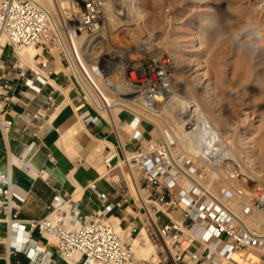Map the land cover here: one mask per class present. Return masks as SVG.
Returning <instances> with one entry per match:
<instances>
[{
    "label": "built area",
    "instance_id": "obj_1",
    "mask_svg": "<svg viewBox=\"0 0 264 264\" xmlns=\"http://www.w3.org/2000/svg\"><path fill=\"white\" fill-rule=\"evenodd\" d=\"M69 4L54 15L37 0H0V68L4 62L2 52L10 47L5 58L13 59L11 66L19 68L22 81L17 88L13 79L0 73L3 139L11 125L4 116L9 104L26 106L29 100L41 97L40 106L31 115L36 122L31 124L33 129L39 128L48 112L57 107L55 87L50 82L55 75L52 61L57 59L63 64L66 87L75 92L82 104L79 115L85 124L104 120L114 127L130 129L135 148H123L120 156L107 154L105 176L116 183L125 201L129 187L116 166H125L136 184L144 209L146 236L159 245V257L151 264H187L188 252L196 261L201 257L219 264L243 247L260 252L253 264L264 263V232L243 220L254 212L264 213V184L239 204L237 213L221 198H231L230 190L220 189L214 194L200 183L207 176L206 164L217 169L211 157L183 147L170 129L162 132L155 127L156 133L146 137L138 127L141 121H149L145 116L149 107L169 93L178 71L175 60L152 51L146 43L136 47L135 51L141 54L138 58L131 55L134 50L130 54L122 47L108 50L100 35L107 0H72ZM27 46L40 50L32 57L33 65L24 68L17 62L16 54ZM45 86H50L47 93L43 92ZM120 112L131 118L119 120ZM184 128L189 134L196 130L192 112L185 117ZM202 162L205 165H198ZM39 174L47 176L43 169ZM15 197L18 195L10 172L0 169V212L7 222L18 227L21 219L17 218L19 206ZM101 197L105 199L107 195L101 193ZM68 201L56 194L40 218L25 220L28 228L24 230V241L15 242L8 254L27 249L30 233L37 230L47 243L54 245L57 256L77 255L79 264L136 263L134 240L141 237L132 238L105 217L112 204L81 219L76 206ZM160 215L167 221L157 224ZM195 242L204 246L205 253L201 254L199 248L190 250ZM31 250L33 253L26 251V255L33 261L47 264L52 260L43 245H34Z\"/></svg>",
    "mask_w": 264,
    "mask_h": 264
},
{
    "label": "rangeland",
    "instance_id": "obj_2",
    "mask_svg": "<svg viewBox=\"0 0 264 264\" xmlns=\"http://www.w3.org/2000/svg\"><path fill=\"white\" fill-rule=\"evenodd\" d=\"M71 1L51 0L57 14ZM133 1L141 11L144 25L130 14L116 13L113 6L106 9L105 23L100 31L105 46L108 50L126 48L128 54L134 50L131 55L138 58L141 54L135 51L136 47L146 43L152 51L175 60L178 71L166 99L172 95L173 98L165 109L161 108L166 99H159L149 109L179 116L191 112L182 107L184 102L186 106L197 104L213 120L220 141L218 145L231 147L244 170L239 173L241 177L230 178L220 175L209 164L198 163L204 164L207 172L200 183L214 194L220 189L230 190L231 198H221L238 213L239 204L245 203L253 190L264 184V0ZM201 34L203 37L198 38ZM193 47L195 51H190ZM16 56L20 62L19 54ZM30 64L32 60L20 65L26 68ZM206 82L214 87L216 100L204 92ZM62 108L74 112L71 100L68 103L61 100L55 111ZM149 124L156 131V126ZM128 135L123 132L122 139H127ZM246 138L251 144L244 142ZM216 165L218 168L219 164ZM116 167L121 169L119 164ZM243 220L264 232V213L254 212ZM146 242L150 243L149 239ZM139 258L152 259L149 256Z\"/></svg>",
    "mask_w": 264,
    "mask_h": 264
},
{
    "label": "crops",
    "instance_id": "obj_3",
    "mask_svg": "<svg viewBox=\"0 0 264 264\" xmlns=\"http://www.w3.org/2000/svg\"><path fill=\"white\" fill-rule=\"evenodd\" d=\"M9 52L10 47L2 52L4 62L0 73L13 79L19 88L22 83L21 78L18 77L19 68L11 66L13 59L5 58ZM52 65L55 68V75L50 77V82L55 87V102L58 105L60 90L66 91L73 104L74 112L66 111L64 108L57 111L54 109L48 112L39 128L33 129L31 124L35 120L31 118V115L41 104V97L38 96L29 100L26 106L11 103L6 106L4 113V116L11 120V125L5 139L0 134V169L10 172L14 190L18 195L15 197V203L19 206L17 218L21 219V222L18 227L14 226L11 222H7V219L3 218V213L0 212V218H3L0 219V264H16L17 262L45 264L43 261H33L26 255V251L33 253L31 249L34 245H43L51 253L52 260L47 264H79L76 258L71 263L60 260L55 253L54 245L47 243L37 230L30 233V239L25 244L27 249H18L15 253L8 254V248L13 247L15 242L24 241V230L28 228L25 220L40 218L56 194L75 205L78 217L81 219L94 211L103 210L110 203L112 207L105 211V217L112 224L116 218L118 227L129 233L132 238L141 237L142 229L145 230L144 209L140 205L136 184L126 167L121 166L120 170L121 176L129 187L126 201L123 200L125 196L116 183L105 176L104 158L107 154L113 152L120 156L123 148L125 150L135 148L136 143L130 139V129L114 127L104 120L85 124L79 115L82 109L81 102L75 92L66 87L62 62L53 59ZM28 75L27 72L26 76ZM49 89L50 86H45L43 92L47 93ZM25 113L29 115L26 116ZM117 116L119 120L131 118V115L126 112H120ZM138 127L146 137L153 135L155 131L147 121H141ZM123 132L129 134L127 139H122ZM41 169L46 172V177L40 176ZM101 193H105L107 197L102 198ZM166 221V217L160 215L157 224ZM149 241L155 246V260H157L159 245L150 239ZM196 248L200 249L201 254L205 253L204 246L197 242L191 246L190 250L193 251ZM259 254L260 252L256 249L243 247L235 251L230 259H222L219 264H253L259 258ZM185 259L187 264H211L201 257L197 261L192 259L189 252ZM155 260L138 258L136 263L151 264Z\"/></svg>",
    "mask_w": 264,
    "mask_h": 264
},
{
    "label": "bare ground",
    "instance_id": "obj_4",
    "mask_svg": "<svg viewBox=\"0 0 264 264\" xmlns=\"http://www.w3.org/2000/svg\"><path fill=\"white\" fill-rule=\"evenodd\" d=\"M37 1L40 2L42 5H44L45 7H47L48 10L50 12H52L54 15L57 14V11L54 8L51 0H37ZM112 6L114 7L113 10H115L116 13H118V14L127 13V15L130 14L133 17V19H136L138 21L139 24L144 25V19L141 15V11L138 7L135 6L133 0H107L106 9H111ZM203 35L204 34H201L200 36H198V38L203 37ZM83 39L85 41L88 38H83ZM38 49L39 48L35 47V46H27L21 50H18L17 53L19 54V60H20V62H18V63L22 64L23 62H25V63L31 62V60H33V58H32L33 55L35 53L39 52ZM189 50L195 51V48L194 47L189 48ZM82 51H85L84 48H82ZM30 65H33V64H30ZM204 87H205L204 92H206L211 99L216 100V94H215L216 92L213 91L214 87H212L209 82H206L204 84ZM60 91H61V96H60L59 102L62 100L63 103L64 102L68 103L71 100L70 97L67 96V93H65L64 90L61 89ZM171 91L172 90H170L169 93L167 95H165L163 98L159 97L158 99L164 101L166 99V97L171 93ZM171 98H173V95L169 99H171ZM169 99L165 100V103L162 104L161 109H165V106L167 105ZM59 102H58V105L55 108V110L58 109ZM176 107H179V106H176ZM182 107H187L188 110H190L192 112V114L196 117L197 128H196V130L193 131V134L186 133V130L184 128V120H185L184 116L186 113L185 114L181 113V115H179V116L174 115V114H169V115L166 114L165 115L163 110L159 112V111H154L151 108L152 110L149 109L148 112H145V116L149 118V119L147 118L149 120L148 122L155 125L156 128H158L160 131L163 132L165 130L164 127H166L168 130L170 129L171 132L174 134V136L180 141L182 146L185 147L186 149L190 150L191 152L201 151V153L207 155L208 157H211V159L213 161H215V164H219V166L216 170H217V173H219L220 175H222L224 177L229 176L230 178H232L233 176L236 178L238 176L241 177L239 175V173L242 174L244 169H243V167L241 168V164H239L238 161H236V158H235L236 155L235 156L233 155L234 153H233L231 147L226 146V145L225 146H223V145L219 146L218 145L220 141H219V139H217V132L215 131V128H214L215 124H213V122H212L213 120L211 121V119L208 117V115L205 113V111H203L197 104H188L186 106V104L184 102ZM181 112H183V111H181ZM163 125H164V127H163ZM244 142L250 143V139L246 138V140ZM251 146H253V143ZM209 151H210V153H207ZM236 170H238V171H236ZM242 176H244V175H242ZM243 179H245V178H243ZM64 208H66L68 210L69 209L68 204H65ZM114 221H115L114 226L116 227V229L121 230V227L119 228L118 225L116 224V222H117L116 218ZM141 233H142L141 238L140 239L136 238L134 240L135 258H136V256L138 258L141 256H149L152 258V260L153 259L155 260L156 259V257H155L156 256V250L152 249L151 242L150 243L146 242V240L148 241V237L146 236L144 229H142ZM152 251L154 252L153 254H152ZM74 258H77V255H61L60 256V260L67 262V263H69V262L71 263V261ZM95 264H98V263H95ZM137 264H139V263L137 262Z\"/></svg>",
    "mask_w": 264,
    "mask_h": 264
}]
</instances>
